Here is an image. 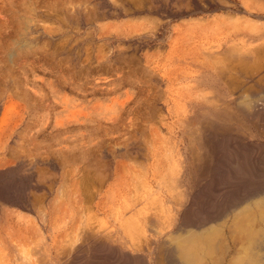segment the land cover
Segmentation results:
<instances>
[{
    "label": "rangeland",
    "instance_id": "obj_1",
    "mask_svg": "<svg viewBox=\"0 0 264 264\" xmlns=\"http://www.w3.org/2000/svg\"><path fill=\"white\" fill-rule=\"evenodd\" d=\"M263 25L264 0H0V210H11L14 218L17 213L25 214L21 215L29 232L24 231L25 235L28 239L38 238L34 241H42L44 246L50 247L54 235L58 234V239L64 231L68 243L69 235L71 239L76 237L71 240L74 245L67 244L64 260L58 261L68 263L76 255L78 262L90 253L89 249L92 251L94 241L102 239L98 230H102L105 216L95 206L99 192L95 191L98 184L93 183L97 167L102 175H109L102 190L113 180V161L124 159L125 151L146 160L159 143L179 150L188 144L192 130L204 120L202 114L215 110L228 114L230 122L221 121H226L228 131L234 129L230 133L235 134L236 130L237 135L263 145ZM208 59H213L209 61L215 62L214 67L211 64L210 68ZM240 59L248 60L246 65ZM212 69L216 74L221 70L219 79L231 81L234 87L227 85L226 92L220 88L221 82L215 86L209 82L207 76ZM197 78L202 79V85L197 84ZM187 85L202 87L199 90L203 99L188 108L190 126L186 128L190 135L186 132L183 136L182 125L175 122V101L187 100ZM239 92L247 94L246 101L252 97L259 99L261 104L255 105L259 108L255 116V111L248 116L242 113L243 106L247 111L248 108L236 100ZM193 97L191 100L196 98ZM238 105H243L241 110ZM207 108L211 109L207 112ZM239 120L244 122L240 125ZM188 155L195 157L189 150ZM60 178L66 180L64 189L70 199L66 214L70 215V222L63 220L67 225L64 231L58 226L63 213L56 210L60 219L56 212L53 218L50 215L59 183L62 185ZM76 188L82 201L78 193L74 194V190L78 192ZM86 191H91V195ZM40 208H44L47 219ZM55 216L59 221L53 220ZM52 221L55 222L50 225ZM84 223L89 227L83 231ZM54 225L56 230L51 227ZM71 225L79 226V236L90 238L71 236L76 231L75 228L71 233ZM53 258L52 252H46L43 264H55Z\"/></svg>",
    "mask_w": 264,
    "mask_h": 264
},
{
    "label": "bare ground",
    "instance_id": "obj_2",
    "mask_svg": "<svg viewBox=\"0 0 264 264\" xmlns=\"http://www.w3.org/2000/svg\"><path fill=\"white\" fill-rule=\"evenodd\" d=\"M231 28H233V26ZM234 48L235 46L233 47V50H235ZM230 49H232V47ZM230 49H228L229 52ZM233 50H231V53ZM185 52H187V49ZM226 52L229 53L228 51ZM235 52L237 51L235 50ZM182 55L185 56V53H183ZM204 55L203 57H206ZM241 56H244V54H241ZM220 58H222L221 54ZM244 58L245 57H243V61ZM204 60L206 61L205 58ZM209 60L212 61L213 59H208L207 62ZM211 61L208 62L210 68L211 64L213 63H211ZM239 61L240 63H242V65H246V62L248 60L246 62H241L240 59ZM195 62L196 61H194V63ZM221 62L222 61L220 60V63ZM213 64H215V62ZM208 66L207 68L210 70ZM222 68L221 70H223ZM215 69L211 70L212 72L210 73V75L207 76L206 74L207 80L214 84V86L217 83L219 84L221 82L222 85L220 88H222L224 91L229 88L227 87V85H230L232 87L233 84L231 83V81L223 82L221 80V77L219 79V71L221 70L218 71V75V73H215ZM173 70L176 69L173 68ZM223 73L225 74V71H223ZM180 74H183V71H181ZM202 79L199 80L197 78V82L198 80L200 81V83L197 84H201L203 82H201ZM192 87L194 88V86L192 85L186 86L185 93L186 98L188 97L187 100H184L183 102L175 101V107L177 109L176 113L178 115L175 122L182 125V135L184 133L186 134V126L190 124L188 116H186L188 108L190 106L197 105L199 99L201 100V98L203 97L202 91L199 90V88L201 89L202 87H199V85H195V88H197H194V92V89H192ZM241 89L242 88H240V90ZM197 90H199V93L197 92ZM231 93L233 92L231 91ZM243 93L239 92L237 95L235 94L236 100H241L242 103L244 102L245 106L248 108L247 111L243 108L244 106L241 105L243 106L242 113L245 112V115L251 111H255V113H252V115L254 114L255 116L256 111H258L259 109L257 107L255 108V105L258 106L259 99L257 100V102L252 97V99L250 98V100L246 101L244 97H247V94L245 93V96ZM191 94L195 95L196 98H199L196 99L195 97H193L195 99L191 100ZM200 95L202 96L200 97ZM206 103L208 102H205V106ZM201 105H203V103ZM241 106L240 108L239 105L237 107L241 110ZM208 109L209 108H207V112L211 108L209 110ZM200 110L203 111V109ZM204 113L201 117V119L204 120L202 122L199 120L201 123L200 126L197 127V129L195 127V130H192L188 144H183L180 141L183 144L182 147L179 148L180 151L178 149H175V146L165 147L164 145L159 143L160 145L158 144L155 147L154 152L150 154L151 158H146V160L139 159L141 156L139 158L136 156H130L128 155L127 151H125L124 159L119 158L120 160H118L115 158L116 160L113 161L114 165L111 166V168L113 169L111 170L113 174V180L107 183L105 185V188L102 190L101 188L107 181V178H109V175H102L100 173V167H97V170L93 173V175L97 177V181L94 180L93 183H95V185L98 184L95 191L99 192L98 200L96 201L95 206L102 212L103 216H105V220L102 223L103 228L102 230H98V233H100L102 239L94 242L93 240L91 241V244L93 242L92 251L91 249H89L90 253L88 252V255L84 254L85 256L79 259V263L76 261L79 258L76 255L75 258L73 260L71 259V261H69L68 263H66L65 261L63 263L62 261L59 263L60 260H64L63 258L65 256V253L69 249V246L67 244L70 243L72 245L73 242H71V240H75V236H79V233L81 232L80 230L79 232L77 230L79 229V226L77 227L76 225L75 227H73L71 225L70 229L73 227V232L71 233H74V229L76 228L75 233L71 235L75 238L71 239L72 237L70 238L69 233V237L67 238L70 240L69 243L67 242L68 240L65 239L66 236L64 227L67 225L63 220L70 222V215L68 214L69 216H66L67 212H69L68 203H70V199L67 198V194L65 193L64 189L67 186L64 183L66 180L64 181V179H61L63 177H61L60 179L63 181L62 185L61 183H59L61 186H57L58 194L56 191V204L53 203V201L55 202V199H53V201L51 202L55 206L53 205L52 209L49 206L51 209V212L49 211L51 218H53L54 212L57 213V211L63 213L64 215L62 219H60L61 217L58 215L59 213H57V215L59 216L57 217L60 219V221H62V223L58 226L61 231H64V233H59L60 239L58 238V240L56 238V236L58 237V234L54 235V237L51 239L52 243L50 247L44 246L42 241L41 243L35 242L34 239L38 240V238L33 239L32 237L31 239H28V236L25 235L26 233H24V231L28 232V230L26 228V223L22 221L21 215L23 214L17 213L16 218H14L11 210H0V264H43V260L46 258L45 257L43 259V256L46 252H49V254H51V252L53 253L54 258L56 259V263L54 262L55 264H264V144H260L259 141V143L250 142L248 141V139H245L246 136L242 137L240 135H237L236 133L238 132H236V130L235 134L230 133L234 129L231 128V131H228L229 128H226V121H221L223 119H227L226 116L228 117V114L226 115V112L221 113L219 110H215V112L213 111L206 115ZM199 114H196L195 117L200 118L198 116ZM260 114L261 113H259V116ZM245 116H248V114ZM253 118L255 121V117ZM262 118L263 117H259L258 119L261 120ZM249 119H252V117H250ZM227 120H229V118ZM243 122L244 121H240L238 122V124L241 125V123ZM262 124L261 127H264V124ZM155 125L158 127L157 124ZM193 126H195V124ZM229 126L231 127V125ZM242 132H240L239 130V134H241ZM159 137L161 139V134ZM161 141H163V138ZM157 142H159V140ZM194 142L196 143V145H193ZM165 144L167 143L165 142ZM147 145L150 144L147 143ZM147 148H149V146ZM188 150L190 153L195 154V157L191 158V156L193 155L189 156ZM63 175L64 174H62V176ZM89 175L90 173L88 172V178L90 177ZM70 183H72V181ZM64 184L66 185L65 187ZM86 188L89 187H85V189ZM75 191L76 190H74V194L78 193V199H81L79 201H82L79 190L78 192ZM71 192H73L72 189L69 194H71ZM87 192L88 191H86V193ZM90 193L88 192V195ZM81 194L83 195V193ZM90 199L92 200V197ZM85 201L90 202V200L87 199ZM71 204H73V202ZM85 204H87V202H85ZM33 207L34 206H32V208ZM37 207L39 209L38 205ZM88 207L90 206L88 205ZM40 210L43 211V218L44 216L46 217L47 214H43L44 208H40ZM46 210L48 209L46 208ZM78 211H76L77 215L81 210L79 212ZM81 213L83 212L81 211ZM57 217L55 216L56 219L54 218L53 220H58ZM91 219L93 218L91 217ZM41 220L42 222H46L45 220L43 221L42 218ZM83 221L85 222L84 219ZM53 222L55 221H52L50 225H53ZM93 222L95 221L93 220ZM56 225L51 227H53L54 229ZM82 227L84 231V229L87 230L86 227H89V225L87 223H84ZM91 229L92 228H90L89 230ZM33 235L35 237V234ZM38 235L41 236L39 233ZM43 235L44 234H42V236ZM82 236L83 235L79 236V238L81 239ZM85 237H87V235ZM87 238H90L89 235ZM77 255L82 256V254L80 253Z\"/></svg>",
    "mask_w": 264,
    "mask_h": 264
}]
</instances>
